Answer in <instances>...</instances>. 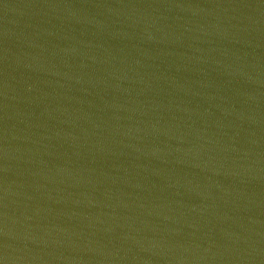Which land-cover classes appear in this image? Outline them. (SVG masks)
<instances>
[{"label":"water","instance_id":"1","mask_svg":"<svg viewBox=\"0 0 264 264\" xmlns=\"http://www.w3.org/2000/svg\"><path fill=\"white\" fill-rule=\"evenodd\" d=\"M0 264H264V0H0Z\"/></svg>","mask_w":264,"mask_h":264}]
</instances>
